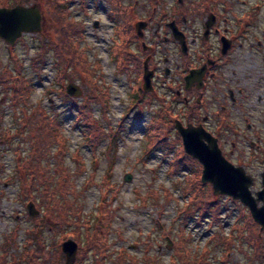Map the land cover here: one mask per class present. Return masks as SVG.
I'll return each instance as SVG.
<instances>
[{"label":"rangeland","instance_id":"374dc122","mask_svg":"<svg viewBox=\"0 0 264 264\" xmlns=\"http://www.w3.org/2000/svg\"><path fill=\"white\" fill-rule=\"evenodd\" d=\"M45 1L3 0L2 4L5 6H7V2H10L11 5L21 4L17 6L24 5L23 7L37 5L42 15V30L39 33L23 35L14 46H10L0 38V73H3L2 67H8L13 74L18 73L15 66L16 61L12 57V52H15L17 67L21 69L22 74L32 86L29 103L25 106L28 108L27 113L33 114V110L40 106L48 116L59 117L62 132L69 140L68 153L65 155L67 165H65L70 167L71 179L75 181L81 201L85 202L84 217L97 216L101 202L104 200L103 190L106 189L105 200L112 203L111 208L116 212L108 237L110 244L107 251L108 257L105 262H102L104 264H121L118 255L126 248L131 255L140 259L139 264H146L147 257H156L163 264H171V258L175 256V253H171L168 249L170 247L167 243V234L171 236V239H175V242L181 247L184 244L181 239L183 230L186 237L187 233L192 235L186 245H189L188 250L192 252V258H196L194 250L199 248L202 238L201 230L206 226V229L208 228L206 233H210L209 238L218 235L216 237L218 247L223 245L225 249L226 244H231L234 253L233 262L232 260L228 262L226 256L224 258L225 251L223 254L221 253L220 263L217 258L219 249L212 256L214 263L254 264L251 261L253 254L249 257L248 255L249 242L252 237L256 236L250 231V225L254 226L255 224L247 207L238 200H232L229 196H221L220 199L215 197L212 186L208 184L207 189L210 191V195L219 202V213L215 215L210 211L201 220L200 211H196L193 204L190 206V195H185L184 189L189 187L187 180L189 181L190 178L200 176L201 180L202 166L188 156L185 158V163L189 169L183 168L184 170L181 172L168 175L170 160L175 154L177 156L184 154L182 140L177 131H172L169 134V143L165 145V149L160 147L151 152L149 156L145 154L150 141V124L157 117L159 110L163 109L164 111L174 94V91L166 86L168 80L163 81L164 70L168 67L164 60L168 56L163 38L161 36L157 38L160 45L157 46L155 55L158 66L156 72L161 77V81L156 86L157 96L155 98L153 95H148L145 97L148 103H141L136 109L130 110L133 102L132 94L137 92L139 85L142 87V79H139V83H137L136 62L127 63L125 58L124 62L118 59L121 55L124 36L119 34L116 29L119 23L112 19L116 14L109 12L112 10L109 5L110 1L105 0L106 3H104L103 0H99V10L94 14H90L87 9L88 5H85L84 12L88 13L87 16L79 13L80 7L77 3L78 1L80 3V0H74L73 10L77 11H74L73 14L71 13L73 5L66 4L65 7L71 14L69 19L81 24L84 28V38L79 46L85 50L91 68L97 65L101 66L95 79L99 87L109 97L107 104L102 99L92 102L90 106L92 118L86 122L79 109L87 96V88L80 71L70 68L68 73L75 74V78L68 77L62 83L56 80L62 67L59 64V58L55 55L54 48H52L54 41L52 28L56 24L52 18H49L43 6ZM94 21H98L97 27H94ZM160 29L162 28L160 27ZM173 54L177 56L171 62L173 61V67H177L179 66V54L176 51ZM122 63H124L125 69L120 68ZM76 71L78 75H76ZM174 80L172 78L171 82ZM71 83L76 84L81 91V95L76 99L69 97L66 93V87ZM12 95L13 84L0 85V115L3 116V120L0 122V180L2 183L15 174L18 158L16 149L20 147L19 150L23 157H29L32 149L31 144L23 140V136L19 135L18 137L17 135L21 126L19 118L22 117L21 110L24 104L21 102L20 105H15ZM181 106V101L172 102L170 109L178 112ZM137 112H142L140 118L136 116ZM121 126L122 128L119 129ZM7 130L11 131L14 136V145L11 147L5 142L8 139L5 135ZM24 135L29 136V133L26 132ZM57 149L58 145H54L49 153L52 165L51 175L56 178H58L59 165ZM166 152L169 154L166 155ZM75 154L81 156L85 169L81 167ZM258 172L259 170L256 173ZM244 173L246 174V172ZM92 174L95 176V183L88 185L90 183L88 179ZM127 175H130V181H126ZM246 176L252 180L251 175L246 174ZM2 183L0 184V247L7 243V238L13 236L16 246L9 250V255H6L7 260L11 261L15 256L21 257L27 249L37 250L34 243L26 244L24 238L29 235L26 230L30 229L29 231H31L35 225L33 219L39 217L40 213L35 217L29 215L27 207L32 202L20 194L18 181L9 179V182L4 185ZM262 184L260 183V188L264 189ZM113 185L116 186L115 190L109 191ZM166 190L171 194V198L167 196ZM262 190L260 189V191ZM153 191L158 192L159 197L149 195L147 203L144 204L141 197ZM249 191L254 198H257L256 194L260 192L257 189L253 190L252 184ZM115 193L117 196H114ZM69 196L73 199V194ZM204 198L205 196L202 195L200 200ZM257 204L262 206L263 202ZM227 205H229V213L223 217ZM225 219L230 222V231L225 228ZM222 223H224L223 226ZM17 225L21 226L18 234L15 233ZM74 226L65 224L59 230L60 232H70L78 227L83 235L86 229L83 226V220ZM189 227H191L190 230ZM42 233L47 249L52 251L49 252L51 260L49 262L40 260L39 264H65V255L62 253L64 258H60L59 250L56 248L60 243V233L55 235L53 231L49 230V227H43ZM234 242L236 243L232 244ZM208 258H206V262H208ZM98 259V255L90 251L88 258L82 263L100 264ZM177 260L179 259L177 258ZM20 261H23V264L27 262L23 259ZM262 261L264 260L254 259L255 263ZM177 263L180 262L177 261ZM209 263L213 264L211 261ZM124 264L132 263L128 260Z\"/></svg>","mask_w":264,"mask_h":264},{"label":"flooded vegetation","instance_id":"af4514ba","mask_svg":"<svg viewBox=\"0 0 264 264\" xmlns=\"http://www.w3.org/2000/svg\"><path fill=\"white\" fill-rule=\"evenodd\" d=\"M80 1L88 5L90 14L99 10V0ZM109 1L112 9L109 12L117 14L122 25L120 34L124 35L126 31L135 37L130 50L136 56V64L142 62L137 83L142 79L143 84L144 61L148 59L154 87L149 94L156 96V86L161 77L156 72L155 55L160 45L157 38L161 36L168 56L164 59L168 67L164 70L163 81L168 80L166 86L174 91L168 105L171 108L172 102L182 103L178 112L173 110L174 127L180 121L185 128H202L216 139L222 155L230 164L251 175L252 189L262 190L264 0ZM116 1H119L117 8ZM102 2L106 3L105 0ZM68 3L73 5L74 0H61L63 6ZM81 14L85 15L83 11ZM172 23L182 34V39L175 37L170 27ZM93 25L97 27L98 21ZM143 26L140 37L138 30ZM175 51L179 54L177 67H173L171 62L177 56L173 54ZM172 78L175 79L173 82ZM252 221L255 225H250V231L256 236L249 242L251 252L249 250L248 257L253 254L251 261L254 264H264V261L254 262V259L264 260V228L253 218ZM183 242L181 247L173 243L170 252L174 254L178 248L187 251V240L183 239ZM217 248L214 244V251ZM230 249V244H226L224 258L226 256L228 262H233L234 253Z\"/></svg>","mask_w":264,"mask_h":264},{"label":"trees","instance_id":"16d2710c","mask_svg":"<svg viewBox=\"0 0 264 264\" xmlns=\"http://www.w3.org/2000/svg\"><path fill=\"white\" fill-rule=\"evenodd\" d=\"M3 0H0V7L5 6L2 4ZM7 6H14L10 2H7ZM115 7H118L119 1H116ZM46 9L49 18H52L53 22L56 24L53 27L54 31V41L52 48L55 50V55L59 58V64L62 67L56 76V80L59 83L64 82L68 77H74L75 74H69L68 71L70 68L78 69L83 76L84 84L87 88V96L84 99L83 104L79 107L81 110V116L86 122L91 119V104L94 100L102 99L106 104L109 101L107 93H104L102 88L99 87L95 75L97 71L101 70V66L97 65L94 68H91V64L88 61V57L85 54V50L79 46L81 40L84 38V28L81 24L69 19L71 15L68 13V10L65 6L61 5V0H46L43 4ZM119 25L116 27L118 33L122 30V25L120 24L119 17L113 16L112 18ZM125 33V34H124ZM124 39L122 44V49L118 59L121 62H124V58L127 63L136 62L135 54L130 50V45L134 42L135 37L133 38L130 33L123 32ZM51 45V44H50ZM12 57L14 58L15 66L17 69L16 74H13L8 67H2L3 73H0V85L13 84V101L15 105H20L21 102L24 104L22 108V117L20 120V129L18 131V137L23 136L25 142H29L32 146L29 157H23L22 152L16 149L18 158L16 162L15 174L11 177H8L6 181L0 184L4 185L9 182V179L19 182V192L23 196H26L29 202H32L37 210L40 213V216L33 219L35 225L30 229H27L29 235L24 238L26 244L34 243L37 247V250H25L21 257H13L11 261L7 260L9 255V250L16 246L13 236L6 239L7 243L1 245L0 250V264H23V259L27 261L25 264H34L40 263V260L44 262H49L51 249H47L45 244V239L43 238L42 228L49 227V230L53 231L55 235L60 233V243L57 244L58 247V256L64 258L61 252V243L68 239H72L78 244V253H77V263L83 264L82 262L88 258L90 251H93L98 255V262L104 264L107 260V251L110 247L108 243V237L111 231V227L115 218L116 210L111 208L112 203L107 202L105 198L107 197L106 189L103 190L104 200L101 202V205L98 210L97 216L88 215L87 218L84 217L83 211L85 207V202H82L80 195L76 190V184L74 179H71L70 167L66 166L65 155L68 153V138L64 135L61 128V121L59 117H50L40 106L37 109H34V113L29 115L28 108L25 107L29 103V98L32 93V86L30 81H28L25 76L22 74L20 68L17 67L18 62L16 60L15 52H12ZM45 62V61H43ZM124 63L120 64L121 69H125ZM1 67V63H0ZM140 68V73L142 72V62L139 65H136L135 70ZM73 70V71H75ZM76 75H78L76 71ZM136 91V90H135ZM148 94L145 93L142 88L137 87V92L132 94V104L130 110H134L141 105V103L147 102L145 97ZM157 96V94H156ZM148 103V102H147ZM138 113V114H137ZM136 116L140 118L142 112H137ZM80 119V117H79ZM173 110L170 109V106L167 105L162 110L158 111L157 117L151 122V132H149L150 141L145 150V154L149 156L151 152L158 148L165 149V145L169 143V134L174 131L173 123ZM3 120V116L0 115V122ZM123 126V123L121 124ZM119 127V129L122 128ZM28 132L29 136L24 134ZM8 139L5 141L10 147L14 145V136L11 134V131L7 130L5 132ZM2 141H4L1 138ZM54 145H58V178L51 175V163H50V151ZM174 148V146L172 145ZM169 152H166L168 155ZM179 154V153H178ZM75 157L78 158L81 167L85 169V165L81 156L75 154ZM188 156L184 153L183 156H175L169 162V171L168 175H173L183 171L185 168H188V165L185 163V158ZM194 160V159H193ZM45 162V163H44ZM66 164V165H65ZM184 168V169H183ZM189 169V168H188ZM4 170V169H2ZM173 177V176H171ZM19 178V179H18ZM90 183L94 185L95 176L92 174L89 179ZM189 187L184 189L185 195H190L189 204L194 206L196 211H200L201 220L204 219L207 214L212 211L215 215L219 213V202L218 200L213 199V196L210 195V191L207 189L208 184H202L200 176L190 178L188 181ZM116 186L113 185L109 188L110 190H115ZM118 189V188H117ZM167 196L170 197L169 191ZM70 194H73V199L70 198ZM149 195H156L159 197L158 192H150L148 195L141 197L143 203L146 204ZM204 195L205 198L200 200V197ZM114 196H117L115 193ZM171 198V197H170ZM114 210V211H113ZM83 215V218H82ZM30 219V217H28ZM32 220V219H31ZM83 220V226L86 227L83 235L80 229L77 227L74 231L70 232H60V228L63 225L68 224L72 225L80 223ZM86 220V222H85ZM85 222V225H84ZM15 233L18 234L21 226L17 225ZM57 231V232H56ZM32 234H31V233ZM181 235V239L187 238L188 242L190 236ZM167 237H171L167 234ZM184 243V242H183ZM14 244V245H13ZM52 248V247H51ZM128 250L125 248L122 253L118 255V260L121 264L127 263L129 260L132 264H139L140 259L135 255L127 253ZM190 250H176L175 256L171 258V264H205L206 255L200 257L192 258ZM111 257V256H110ZM177 258L179 260H177ZM146 264H163L156 257H147Z\"/></svg>","mask_w":264,"mask_h":264},{"label":"water","instance_id":"95a60500","mask_svg":"<svg viewBox=\"0 0 264 264\" xmlns=\"http://www.w3.org/2000/svg\"><path fill=\"white\" fill-rule=\"evenodd\" d=\"M144 27L138 30L140 37ZM170 27L173 29L175 37L182 39V34L178 31L175 24L172 23ZM41 30L42 15L37 5L0 8V38L10 46H14L16 41L23 35L39 33ZM152 74L153 71L149 70L148 59H146L143 67L142 86L143 91L146 93L153 92ZM66 93L69 97L75 99L81 95L80 88L74 83L66 87ZM175 126L181 137L185 154L202 166V184L211 185L215 197L229 196L234 201H240L248 208L253 220L261 225L263 229L264 189L256 194L257 198H254L249 191L252 180L246 176L241 168L234 167L224 158L216 139L202 128H185L180 121H177ZM130 179V175H127L126 181H130ZM261 201L263 205L257 207V203ZM27 208L31 217L38 215L33 203H29ZM167 243L169 247L173 245L171 238L167 237ZM61 250L66 257L65 264H75L78 251L77 243L69 239L62 243Z\"/></svg>","mask_w":264,"mask_h":264},{"label":"built area","instance_id":"2783aa9c","mask_svg":"<svg viewBox=\"0 0 264 264\" xmlns=\"http://www.w3.org/2000/svg\"><path fill=\"white\" fill-rule=\"evenodd\" d=\"M235 212V211H234ZM227 213H229V205H227V209H225V211H224V214H223V217H225V215L227 214ZM224 225V223H222V226ZM190 228L191 227H189V230H190ZM225 228L227 229V230H229L230 229V222H228L227 221V219H225ZM208 229V228H207ZM207 229H206V226H204L203 227V229L201 230V235H202V238L200 239V242H199V248L198 249H196V250H194V252H198V254H202L203 253V251L205 250V248L207 247V246H209V251H210V253H209V255H208V262L209 261H211L213 264H218V263H214V260L212 259V256H214V254L216 253V252H218L219 251V249H220V251L217 253L218 254V259H219V261H220V263H221V260H220V257H221V253L223 254L224 253V251H225V249H224V247H223V245H220L215 251H213V249H214V244H216V242H214V243H211V244H209V237H210V233L209 232H207L206 233V231H207ZM231 230V229H230ZM229 230V231H230ZM236 242H234V243H232V244H235ZM230 246H231V244H230ZM234 246V245H233ZM231 251L233 252V250H232V247H231Z\"/></svg>","mask_w":264,"mask_h":264}]
</instances>
